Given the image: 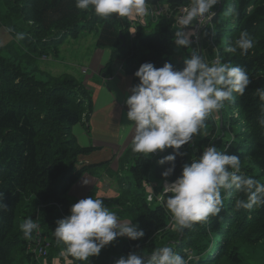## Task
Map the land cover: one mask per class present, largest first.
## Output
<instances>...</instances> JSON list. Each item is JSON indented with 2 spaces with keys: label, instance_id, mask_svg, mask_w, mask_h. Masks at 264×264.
I'll return each mask as SVG.
<instances>
[{
  "label": "trees",
  "instance_id": "obj_1",
  "mask_svg": "<svg viewBox=\"0 0 264 264\" xmlns=\"http://www.w3.org/2000/svg\"><path fill=\"white\" fill-rule=\"evenodd\" d=\"M2 1L6 10L0 13V23L11 39L0 45V202L6 206L0 208V264H55L57 258L58 264H69L60 255L65 245H58L52 234L55 221L70 215V206L79 200L69 194L71 187L83 175L97 176L96 172H106L107 167L102 163L106 161L85 162L84 157L95 147L79 144L72 133V127L87 122L92 113L93 89L82 77L53 73L38 61L56 57L68 37L92 36L97 50L109 51L106 63L91 72L92 80L96 73L109 78L120 72L129 77L132 87L139 83L134 72L144 62L155 67L169 62L181 70L184 57L172 59L176 51L174 22L190 0H148L151 6L167 7L169 14L157 15L153 30L147 33L135 18L113 15L105 19L91 7L78 9L76 0ZM207 27L212 31L216 58L244 67L251 83L243 96L234 93V102H225L216 120L208 119V134L202 130L193 142L182 146L183 155L176 156L171 176L161 175L169 163L157 161L173 153L172 148L134 153L130 141L122 149L113 179L118 194L103 203L145 235L138 240L118 237L88 261L67 257L71 264H114L131 251L149 255L166 243L187 264H264V206L237 209L236 199L246 197L234 191L224 200L220 213L207 223L177 232L172 229L170 212L157 198L162 195V185L153 194L144 193L157 180H175L182 165L198 158L207 144L238 155L241 173L264 183V126L260 123L264 100L255 94V89L264 87V0H223ZM244 30L254 38V47L246 55L239 49L227 52V46ZM18 34H23L22 40H17ZM115 63L119 68L114 73ZM213 131H217L215 137ZM227 132L229 140L224 138L229 137ZM128 149L133 161L125 165ZM27 218L39 224L30 239H25L20 229ZM38 237L46 251L41 257L32 251Z\"/></svg>",
  "mask_w": 264,
  "mask_h": 264
},
{
  "label": "clouds",
  "instance_id": "obj_2",
  "mask_svg": "<svg viewBox=\"0 0 264 264\" xmlns=\"http://www.w3.org/2000/svg\"><path fill=\"white\" fill-rule=\"evenodd\" d=\"M218 3L220 0H190L177 18L173 41L177 48L191 49L184 58V67L177 70L169 62L162 67H155L151 62L140 64L134 72L139 83L129 89L131 94L125 100L126 116L135 126L131 150L150 154L173 149V153L157 161L170 165L161 173L164 178L173 174L176 156L183 155L182 146L193 142L202 130L206 131L208 119L222 110L225 102H234V93L243 96L251 83L244 67L221 62L219 57L210 63L192 47L196 29L215 16L213 7ZM76 7L83 10L91 7L97 16L105 19L113 15L136 18L149 14L148 0H76ZM22 39L23 34H18L17 40ZM254 43V38L244 30L225 50L236 53L239 49L241 55H246ZM255 94L264 100V87L255 89ZM260 123L264 126V118ZM234 191L246 197L236 199L237 209L264 206V183L241 173L238 155L219 151L215 144H209L198 158L182 165L180 176L171 182L165 181L159 203L170 212L172 229L182 232L218 215L224 200ZM152 198L149 195V199ZM3 207L6 206L0 202V208ZM55 223L52 234L58 245H65L60 255L78 261L98 256L102 248L118 237L138 240L145 235L130 220L120 222L116 213L104 205L101 196L77 200L70 206V215ZM38 228L39 224L31 218L20 225L25 239H30ZM114 264H187V261L172 247L162 246L149 255L131 251Z\"/></svg>",
  "mask_w": 264,
  "mask_h": 264
},
{
  "label": "rangeland",
  "instance_id": "obj_3",
  "mask_svg": "<svg viewBox=\"0 0 264 264\" xmlns=\"http://www.w3.org/2000/svg\"><path fill=\"white\" fill-rule=\"evenodd\" d=\"M159 8L152 7L151 13L154 14L156 10ZM6 10V6L2 0H0V13H3ZM162 15L168 16L165 12ZM179 14H176V19L174 22V30L178 27L177 25V18ZM136 20L138 23L142 24V32L147 33L154 28V22L152 19L144 18L140 19V17ZM15 22H18L15 20ZM146 25V26H145ZM199 28L196 29L198 31ZM211 28H207L205 25L200 32V42L198 44L195 41V38H192V47L197 48L201 54L203 55L204 59L208 62H212L216 59V53H214V45L211 41ZM11 35L9 31L3 26V23H0V45L6 44L10 41ZM97 47L94 44V39L92 36L87 37H78V38H70L68 37L60 46L59 51L56 57H52L51 55L47 57L45 61H38L39 65L42 67H46L52 71L58 72H69L74 74L76 77L85 78L87 79V85L93 89L94 97H93V108L92 113L89 116L88 122L83 121L80 122L72 127V133L77 137L79 144L83 146H94V150L84 157V161L96 162V161H106L102 162L106 165L107 171L104 172L103 169L96 172L97 176H93L90 174H86L82 176V178L76 182L70 189L69 194L73 195L75 199H81L88 197L87 194H90L93 198L98 196L102 197V200H110L109 198L115 197L118 194L117 187L113 183L115 173V168L119 165L118 164V156L121 154L123 148L119 146H114L115 144L123 143V136H127L126 128L124 127V120L122 119V115L120 119H117L115 116L109 115L110 109H115L119 105H122L118 102L119 99L112 101L113 97L126 98L131 94L130 89V79L129 77L125 76L124 74L118 72L117 79H110V78H103L100 75H97L96 78L99 81L92 80L90 78L91 72L95 69L98 71V65H100V60L103 57L102 50H95ZM191 49H187L184 47L177 48L176 51L172 55V59H179L181 57L186 58L189 55ZM93 52V53H92ZM101 52V53H100ZM105 52H109L108 49ZM91 55L93 57V62L91 63ZM106 56V54H105ZM108 60V59H107ZM104 64V61H101ZM88 69L86 73H81L80 70L84 72L85 69ZM118 65H116V69L118 70ZM116 71L114 70V73ZM85 74H88L85 76ZM112 81H116V84L113 87ZM121 111V110H120ZM214 120L217 118V113L213 114L212 117ZM132 123V122H131ZM207 127L209 124L207 123ZM131 126V125H129ZM210 127V132H211ZM234 128L237 130L238 126L234 125ZM132 129V128H131ZM205 131V130H204ZM207 134L209 131L206 129L205 131ZM134 133V132H133ZM228 133V132H227ZM217 131L212 132V136H216ZM132 139V134H130ZM229 137H224L226 140L230 139ZM239 139V137H236ZM195 140V139H194ZM224 140V141H226ZM208 145V144H207ZM206 145V146H207ZM205 146V147H206ZM159 151V150H158ZM131 154L127 152L125 157V165H129L132 163ZM126 169L121 170L119 173H123ZM99 178L100 180L97 182L95 178ZM86 181L87 183H84ZM166 181V180H165ZM165 181L157 180L152 186H149L144 189V193H155L157 188L160 185H163ZM171 182L170 180H167ZM112 183V184H111ZM120 222L129 221L125 217H117ZM168 246V243L165 244ZM59 260V258H57ZM58 260L55 264H58ZM64 261L69 263V259L64 257Z\"/></svg>",
  "mask_w": 264,
  "mask_h": 264
},
{
  "label": "crops",
  "instance_id": "obj_4",
  "mask_svg": "<svg viewBox=\"0 0 264 264\" xmlns=\"http://www.w3.org/2000/svg\"><path fill=\"white\" fill-rule=\"evenodd\" d=\"M150 8H149V14L147 15V16H144V17H140V19H142V18H145V19H147V18H149V19H151L150 18ZM136 18H138V17H136ZM135 18V19H136ZM207 28H209V27H207ZM95 50H97V49H95ZM98 51V50H97ZM100 51V50H99ZM102 52H103V57L101 58V60H100V65H98L97 64V66H98V68H101L105 63H106V61H107V59H108V54H109V52H105V50H102ZM93 53V52H92ZM101 53V52H100ZM105 54H106V56H105ZM104 61V64H102L101 63V61ZM93 62V57H92V55H91V63ZM118 63H115V64H113L112 65V67H113V69L114 70H116V65H117ZM53 73H60V72H58V71H52ZM69 73V72H68ZM123 74V73H122ZM117 76H115L114 74L113 75H111L109 78L110 79H117L116 78ZM127 77V76H126ZM88 78H85V80H87ZM84 80V81H85ZM93 80H95V81H99L97 78L96 79H93ZM112 83H113V87H112V89L114 88V85L116 84V81H112ZM89 87V86H88ZM130 88H131V86H130ZM93 97H94V93H93ZM116 99H119L120 101H118L121 105H122V107L119 105V108H118V106L115 108V109H110L109 110V115L110 116H115L117 119H120L121 118V115H122V119L124 120V127H127L126 128V134H127V136H123V143H121V144H115L114 146H119L120 148H124L130 141H131V136H130V134H132V136L134 135V128H135V126H134V124L133 123H131V121L130 120H128V118H127V116H126V112H127V105L125 104V100L123 99V98H118V97H113L112 98V101H114V100H116ZM92 101H93V98H92ZM121 110V111H120ZM88 122V121H87ZM129 125H131V126H129ZM132 128V129H131ZM77 138V137H76ZM78 140V139H77ZM85 162H90V161H85ZM96 162H99V161H96ZM92 163V162H91ZM86 175V174H85ZM85 175H83V176H85ZM96 179V181L98 182L100 179L99 178H95Z\"/></svg>",
  "mask_w": 264,
  "mask_h": 264
},
{
  "label": "built area",
  "instance_id": "obj_5",
  "mask_svg": "<svg viewBox=\"0 0 264 264\" xmlns=\"http://www.w3.org/2000/svg\"><path fill=\"white\" fill-rule=\"evenodd\" d=\"M185 7L186 6H184L183 8H185ZM182 10L179 11V13H178L179 16L182 14ZM167 11H168L167 7H159V9L156 10L154 12V14L153 13L152 14L153 15H159V14H162L163 12L167 13ZM193 23H194V25L196 24L195 21ZM194 38H195V41L197 42V37H194ZM157 198L159 199L160 197L157 196ZM148 199H149V195H148ZM41 244H42V241H41L40 237H38L37 240H36V248H33L32 251L35 252V253H37V255H42L43 256V255L46 254V251H45V248H43Z\"/></svg>",
  "mask_w": 264,
  "mask_h": 264
},
{
  "label": "water",
  "instance_id": "obj_6",
  "mask_svg": "<svg viewBox=\"0 0 264 264\" xmlns=\"http://www.w3.org/2000/svg\"><path fill=\"white\" fill-rule=\"evenodd\" d=\"M222 1L223 0H220V3H218V6H217V10H215V13H217L218 12V10H219V8L221 7V5H222ZM210 21H206L205 22V25H207L208 23H209ZM204 25V26H205ZM204 26H201L200 27V29H199V31H198V34H197V40L200 42V32H201V29L204 27ZM58 35V34H57ZM201 53V52H200Z\"/></svg>",
  "mask_w": 264,
  "mask_h": 264
},
{
  "label": "bare ground",
  "instance_id": "obj_7",
  "mask_svg": "<svg viewBox=\"0 0 264 264\" xmlns=\"http://www.w3.org/2000/svg\"><path fill=\"white\" fill-rule=\"evenodd\" d=\"M175 15V14H174Z\"/></svg>",
  "mask_w": 264,
  "mask_h": 264
}]
</instances>
